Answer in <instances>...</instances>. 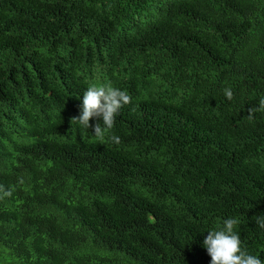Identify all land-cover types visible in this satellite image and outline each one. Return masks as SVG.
Segmentation results:
<instances>
[{
    "label": "trees",
    "instance_id": "16d2710c",
    "mask_svg": "<svg viewBox=\"0 0 264 264\" xmlns=\"http://www.w3.org/2000/svg\"><path fill=\"white\" fill-rule=\"evenodd\" d=\"M262 98L264 0H0V264H210L228 218L264 262Z\"/></svg>",
    "mask_w": 264,
    "mask_h": 264
},
{
    "label": "clouds",
    "instance_id": "9594fccd",
    "mask_svg": "<svg viewBox=\"0 0 264 264\" xmlns=\"http://www.w3.org/2000/svg\"><path fill=\"white\" fill-rule=\"evenodd\" d=\"M228 100L233 99V92L224 89ZM131 97L125 91L111 85H91L83 93L79 116L71 118V124L76 123L85 128H90L91 118H102L103 127L98 122L94 125V135L100 141L105 139L106 131L114 127L116 116L120 109L131 103ZM258 111H264V98L259 100L258 106L248 109V118L252 119ZM111 140L119 143V137L113 136ZM2 188V186H0ZM11 191H4L3 196H10ZM0 198H3L0 196ZM238 223L235 218L224 220L223 227L219 230L209 231L203 240V245L211 257L210 264H264L255 255L249 254L241 247L239 235L234 231ZM256 223L264 228V216H257Z\"/></svg>",
    "mask_w": 264,
    "mask_h": 264
}]
</instances>
